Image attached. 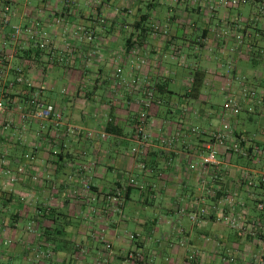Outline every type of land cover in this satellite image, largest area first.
<instances>
[{
  "label": "crops",
  "instance_id": "crops-1",
  "mask_svg": "<svg viewBox=\"0 0 264 264\" xmlns=\"http://www.w3.org/2000/svg\"><path fill=\"white\" fill-rule=\"evenodd\" d=\"M5 1L0 264H191L193 253L194 264H254L264 0H14L9 26ZM13 26L25 30L15 45ZM34 91L60 120L25 115ZM142 115L151 139L139 147ZM226 125L233 141L220 146Z\"/></svg>",
  "mask_w": 264,
  "mask_h": 264
},
{
  "label": "built area",
  "instance_id": "built-area-1",
  "mask_svg": "<svg viewBox=\"0 0 264 264\" xmlns=\"http://www.w3.org/2000/svg\"><path fill=\"white\" fill-rule=\"evenodd\" d=\"M11 2L8 5H4L3 7V24L4 25H10L11 24V13H12V7L10 6V4L14 1V0H10ZM25 30H23L22 28L18 27V26H13V31L10 34V41H12L11 43L13 45L18 44V39L23 35ZM29 33H33L31 30H27ZM34 35V33H33ZM92 35L93 34H89L87 35V37L89 38V40H92ZM241 37H238V39H240ZM46 39V38H45ZM43 40V42L41 43V48H48L49 47V42L48 40ZM6 68V67H5ZM5 68L3 66H0V75L3 76V74H5ZM151 102L149 101L148 103H146V107H150ZM32 111L29 112L28 114H25L26 116L33 118L37 121H44V120H49L50 118H52L53 116L57 115L55 108L52 105H48L46 103H44L42 100H39L38 97L34 98V101L32 102ZM225 110L230 112L233 116H237L240 111H241V106L240 104L233 99H229L227 101V103L225 104ZM0 112L4 113L5 112V106L2 102V100L0 99ZM142 118L139 119L138 121V125H137V132H136V142L138 143L139 147H144L146 146L151 139V136L147 130V125H146V120H145V116L142 115ZM57 119L60 120L61 118L57 115ZM233 132L230 130L229 131V125L225 126V130H222L218 133H215V141L220 145H226L230 142L233 141ZM106 137V134L102 135V138ZM137 149H134V152H136ZM217 155H218V151L216 148L214 147H210L209 150V155L206 158V163L209 164H216L217 163ZM246 155V153H245ZM0 164L2 166L6 165L7 163L5 162V159L3 158L2 160H0ZM4 174L8 176L9 180L11 182H13L15 180V173L8 169L6 171H4ZM2 191L0 190V204H2V200H1V195ZM258 209L261 211H264V203H259L258 204ZM195 219V218H194ZM233 225L235 227H239L238 223L234 222ZM252 236H257L259 234V229L258 228H254L251 231ZM132 238H134V236H132ZM190 263L194 264L196 262V260H198L197 255L195 253H193L192 255H190L189 257ZM230 264H238V260L235 258H231L229 260ZM254 264H264V251L260 252L256 257H255V263Z\"/></svg>",
  "mask_w": 264,
  "mask_h": 264
},
{
  "label": "trees",
  "instance_id": "trees-1",
  "mask_svg": "<svg viewBox=\"0 0 264 264\" xmlns=\"http://www.w3.org/2000/svg\"><path fill=\"white\" fill-rule=\"evenodd\" d=\"M11 1L10 0H7V1H5V5H8L9 3H10ZM14 2V1H13ZM13 2L10 4V6L12 7V4H13ZM4 7V6H3ZM10 43L12 42V41H9ZM12 44V43H11ZM13 45V44H12ZM9 63V60L7 59V58H2V60L0 61V66H3L4 68L7 66V64ZM4 76V75H3ZM3 76H1L0 75V77L2 78ZM16 81H17V83H18V79H16ZM14 85H15V83H14ZM14 85L12 84L11 85V87H14ZM200 87H201V78H199V75L198 74H196V76L194 77V81H193V83H192V85H191V87H190V92H189V96H192V95H194L196 92H197V90L198 89H200ZM32 91V90H31ZM34 93H35V91H34ZM1 96H5V90H0V97ZM36 97H38V94H34L33 95V99H32V101H31V104H32V102L34 101V98H36ZM39 100H41L40 98H39ZM30 104V105H31ZM137 132V131H136ZM254 150V148H251L250 149V151L251 152H246L247 154L246 155H243L242 157L243 158H245V159H249V160H252L253 158H254V156L252 155V151ZM258 203L259 202H257V206H258Z\"/></svg>",
  "mask_w": 264,
  "mask_h": 264
},
{
  "label": "rangeland",
  "instance_id": "rangeland-1",
  "mask_svg": "<svg viewBox=\"0 0 264 264\" xmlns=\"http://www.w3.org/2000/svg\"><path fill=\"white\" fill-rule=\"evenodd\" d=\"M228 68H230V65L228 66Z\"/></svg>",
  "mask_w": 264,
  "mask_h": 264
}]
</instances>
